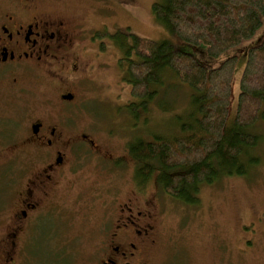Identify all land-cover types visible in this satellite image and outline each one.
Wrapping results in <instances>:
<instances>
[{"label": "flooded vegetation", "instance_id": "flooded-vegetation-1", "mask_svg": "<svg viewBox=\"0 0 264 264\" xmlns=\"http://www.w3.org/2000/svg\"><path fill=\"white\" fill-rule=\"evenodd\" d=\"M49 1L0 0V264H150L162 216L155 200L160 187L155 179L135 178L129 144L133 196L116 204L107 181L97 195L104 205L98 244L86 259H64L63 217L70 214L64 183L70 165L82 159L78 145L86 144L108 171L117 161L95 152L90 135L69 122L80 109L72 87L79 92L91 81V57L113 45L118 31L110 32L115 22L93 28L47 10ZM45 238L52 248L43 246Z\"/></svg>", "mask_w": 264, "mask_h": 264}, {"label": "rangeland", "instance_id": "rangeland-1", "mask_svg": "<svg viewBox=\"0 0 264 264\" xmlns=\"http://www.w3.org/2000/svg\"><path fill=\"white\" fill-rule=\"evenodd\" d=\"M156 2L50 0L46 8L72 17L74 21L81 20L88 27L98 28L106 20L115 22L116 26L110 32L118 31L121 36L135 34L154 41L167 40L193 55L208 70L219 67L229 57L237 56L231 106L233 118L248 52L264 39V26L253 39L213 58L208 55L204 44L197 48L187 45L159 24L152 13ZM107 8H110L109 12H106ZM86 44L92 47L89 42ZM100 50L99 56L91 57V81H83L79 92L72 87L78 94L76 104H80V109L76 107L74 118L71 117L69 122L73 120L74 128L90 135L97 144V149H93L95 152H101L106 158L113 156L117 161L108 171L105 169L108 166L92 155L93 151L86 144L87 149L78 145L76 151L83 155L82 159L78 165L70 163L74 169L67 171L64 183L67 192L64 210L70 211L63 217L64 259L67 261L74 257L86 259L98 244L104 205L97 195L107 181L116 192V204L133 196L135 181L131 170L133 165L126 157L127 145L140 136L150 139L157 133L176 132L173 125L179 117L186 115L190 99L189 89L168 81L160 90L157 103L148 112V124L136 122L129 113V103L133 100L131 88L124 81L118 64L121 53L114 44ZM90 51L93 55L98 52ZM159 104L169 110L164 112ZM253 131L263 139L255 151V154H261V164L247 175L206 187L199 195V207L169 199L159 188L155 200L157 212L162 216L159 224L156 223V243L150 250V264H264V117ZM69 157L72 159L73 155ZM153 195L152 190L148 199H153ZM43 230L47 232L48 228ZM53 244L46 238L43 241V246L48 249Z\"/></svg>", "mask_w": 264, "mask_h": 264}, {"label": "trees", "instance_id": "trees-1", "mask_svg": "<svg viewBox=\"0 0 264 264\" xmlns=\"http://www.w3.org/2000/svg\"><path fill=\"white\" fill-rule=\"evenodd\" d=\"M152 13L185 44H204L213 58L253 39L264 26V0H157ZM114 40L123 79L131 88L129 113L136 122L148 124V112L168 81L190 90L188 111L173 125L176 132L129 143L140 183L155 179L173 199L199 207L206 187L247 175L261 164L255 151L263 139L253 130L264 117V39L248 52L233 118L237 56L208 70L167 40L120 33Z\"/></svg>", "mask_w": 264, "mask_h": 264}, {"label": "water", "instance_id": "water-1", "mask_svg": "<svg viewBox=\"0 0 264 264\" xmlns=\"http://www.w3.org/2000/svg\"><path fill=\"white\" fill-rule=\"evenodd\" d=\"M67 99H70V100H71V99H72V97H67Z\"/></svg>", "mask_w": 264, "mask_h": 264}]
</instances>
